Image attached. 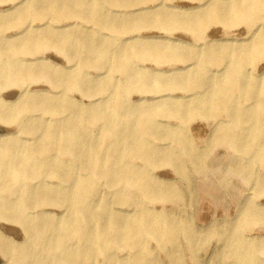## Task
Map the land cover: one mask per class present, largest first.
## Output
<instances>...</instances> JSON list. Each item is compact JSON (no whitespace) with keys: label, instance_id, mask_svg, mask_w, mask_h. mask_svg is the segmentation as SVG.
Here are the masks:
<instances>
[{"label":"bare ground","instance_id":"bare-ground-1","mask_svg":"<svg viewBox=\"0 0 264 264\" xmlns=\"http://www.w3.org/2000/svg\"><path fill=\"white\" fill-rule=\"evenodd\" d=\"M109 1L116 3L114 0ZM138 1L141 3L150 0ZM10 2L15 5L11 9L25 6L21 13H16L18 18L21 17L18 22L33 17L43 18L51 14L54 18L68 17L74 20L90 21L98 29L88 33L84 30L85 28L79 26L81 30L72 33L64 32V29L62 32L36 33L34 29L26 28L19 34H12L9 45L2 48L3 51L0 52L11 58L6 62L0 55V87L13 84L23 86L26 81L33 79V73H40V69L37 67L33 70V61L22 58L21 54L31 51L34 46L35 48L52 46L66 55L67 53L75 55L78 61H81H79L81 65L77 66L73 72L66 71L57 75L56 82L59 86L68 90L74 86L80 88L83 84L86 86L83 87V91L89 94L94 91V86L101 85L104 90H108L109 94L108 99L102 103L86 108L77 105L79 103H72L67 95L56 100L44 95L35 96L38 101L33 106L31 101L35 97L24 90L19 95L18 104L21 106L17 109H12L14 103L0 102V107L5 108V112L0 114V122L19 120L21 128L28 126V122L19 117L25 109L36 107L41 111L65 114L61 118L50 121L39 120L36 123L38 127L36 129L40 131L38 137L41 139L36 142V146L33 144L26 146L15 140L0 145L2 168L7 161H10L8 169L7 163L4 166V172L0 167V181L5 192L7 187L15 192L17 182L21 183L24 180L36 182L35 184L27 183L19 188V200L7 198V196L0 198V216L20 226L24 234V239L16 242L11 236L0 231L2 261L0 264H31L30 261L34 258L36 260L32 264H98L97 261L100 258L102 261L99 264H156L154 251L148 246V240H157L162 249L171 246L172 254L175 255L178 245L174 238L179 232L187 234L191 249L195 251L197 242L192 235L200 232L198 228H186L182 223H176L174 219L163 214L154 218L150 217L149 220H146L143 215L127 218L113 211L114 207L110 200L99 201L100 199L96 198L98 194L96 178L100 177H104L108 184L121 186L114 193L117 202L123 201L129 194L128 186H124L125 182L131 183V188L147 199L168 197V194L163 191L162 184L153 182L145 169L135 167L132 158L140 157L150 161L163 159V156H159V152L152 147L150 141L151 137H156L160 133L155 117L160 110L165 109L168 114L177 115L181 119L187 118L189 106L187 103L170 105L171 102L166 104L162 102L152 107L128 105L124 98L127 89H145L148 86L146 80L155 79L154 76L137 70L132 65L134 59L143 57L146 50L157 52V48L153 45L135 47L124 41L113 53L108 48L114 47V43L103 47V41L99 39V33L108 21L125 30H134L130 29L128 24H132L131 28L139 27L143 20L129 17L130 12L120 18L110 17L111 15L103 9L102 3L105 2L103 0H45L44 2L10 0ZM163 2V0H157L149 6L152 8L143 7L147 8L150 14L156 15V26H163L162 28L166 30L189 28L188 30L192 31L194 37L198 39L202 36V28L207 20L218 18L230 24L232 21L254 22L264 16V0L235 2L203 0L206 7L209 5V9L202 10V7L198 8V6L192 9L185 8L187 15L177 14V11L170 12L166 7L155 8L158 5H164L161 4ZM60 6L66 7L61 9ZM169 8L171 9L170 5ZM191 10L192 12L188 14ZM2 16L3 13L0 12V30L7 23ZM25 34L24 39L17 42L16 37ZM168 37L165 36V39ZM251 38L252 41L248 47L241 50L231 48L229 45L217 48L207 43H202L205 46V50H202V44L198 43L193 45L195 48L184 49L186 51L183 50L182 53L175 47V52L171 53L190 64L186 68L188 75L182 77L184 83L181 85L188 89L197 86L207 89L195 98L192 105L194 108L191 111L204 110L212 116L224 113L234 119L226 131L222 134L221 132L213 134L210 140L226 143L240 154L248 156L251 160L249 165L245 164L240 168V172L247 178L252 174V163L258 160L264 163V84L252 80L245 68V65L253 58L264 57V24L254 31ZM171 41L174 43L172 38ZM215 58L225 59L229 63L225 78L220 82L201 74L207 64L214 63ZM104 64L122 71L123 81L114 82L108 77L104 81L96 82L84 73L85 67H100ZM193 65H197L198 68L193 73H189ZM175 74L177 73H171V75ZM164 83L168 86L176 85V83ZM235 95H241L251 101V106L236 108V104L234 105L236 102L232 98ZM49 102L54 104L50 106ZM92 119L102 120L99 127L101 138H113L112 146H102L98 140L91 139L85 134L87 123ZM57 151L72 156L71 164L60 162L55 156ZM42 155L43 158H40ZM110 156H113L115 162L109 163ZM187 156L197 165H201L202 152L189 143L183 150L175 154H167L164 161L174 164L180 170L185 165ZM81 159L87 162L86 174L81 173L83 170L81 172L76 170ZM41 167H48L50 171L41 172ZM6 176H10L11 181ZM43 176L58 178V185L48 184L41 178ZM252 181L258 183L260 179L252 178ZM261 182H264V178ZM52 205H57L60 211L53 213L43 210L44 207ZM147 211L148 209L144 212ZM238 218L229 227L224 224L220 226L224 244L217 255L221 264H225V261H228V264H264V262H256L252 257L254 250H258L259 244L256 241L259 240L251 242L243 234L246 228L252 229L257 224L264 223V213L254 209H241ZM179 224L181 225L178 226ZM261 240H264V237ZM31 242L38 247V250L31 246ZM261 243L264 245V241ZM164 251L166 255H171L169 249Z\"/></svg>","mask_w":264,"mask_h":264},{"label":"rangeland","instance_id":"rangeland-1","mask_svg":"<svg viewBox=\"0 0 264 264\" xmlns=\"http://www.w3.org/2000/svg\"><path fill=\"white\" fill-rule=\"evenodd\" d=\"M44 1L41 0V2ZM103 1H105L102 3L103 9L111 15L110 17L120 18L125 13L130 12L131 15L129 17L133 16L143 20V23L139 27L131 28L132 24H128L130 29L134 30H125L115 23L106 22L107 24H105L99 33L100 37L98 36L103 41V47L114 43V47H110L108 50L115 53L117 47H120V43L123 44L124 41H127L129 45L135 47L153 45L157 48V52L146 50L143 57L134 59L132 65L137 70L154 76L155 79L152 81L147 79L146 84L148 86L145 89H127L128 91L124 95V98L129 103L128 105L152 107L162 102L164 104L171 102L172 104L170 105L187 103L189 110L187 111V118L183 119L177 115L168 114V111L165 109L160 110V113L156 115L155 120L160 127V133L156 137H151L150 141L152 147L159 152V156H163V159L150 161L140 157L132 158L135 167L145 169L153 182L162 184L163 191L168 194L166 199H147L141 193L132 189L131 183L125 182L124 186H128L129 194L125 196L123 201L117 202L114 193L121 186L108 184L104 177L96 178L98 192L96 198H99V201L110 200L111 205L114 207L113 211L119 212L127 218L143 215L146 220H149L150 217L154 218L163 214L174 219L176 223H182L186 228H198L200 230L199 233L192 235L197 242L195 251H192V246L189 244L188 236L185 232L176 234L174 239L178 245V251L175 255L172 254L173 249L171 246H166L162 249L157 240H148V246L154 251L156 264H221L219 255H217V252L224 244L222 238L224 236L220 234V226L224 224V226L229 227L235 223L241 209H254L259 213H264V182H261L264 178V163L259 160L252 163V174L247 178V176L240 172V168L245 164L249 165L251 160H249L248 156L240 154V152L226 143L210 140L213 134L219 132L222 134L226 131L234 119L226 116L224 113L212 116L204 110L191 111L194 108L192 105L195 98L206 92L207 89L206 87L198 86L188 89L181 85V83H184L182 77L188 75L186 68L190 64L188 61L184 62L181 60L182 58L175 57L171 53L175 52V47L182 53L184 49L195 48L193 45L198 43H207L217 48L229 45L231 48L241 50L248 47L250 41H252L251 36L254 31L264 24V16L254 22L232 21L230 24H226L218 18L207 20L202 28V36L198 39L194 37L192 31L188 30L189 28L166 30L162 28L163 26H156V15L150 14L147 8L157 0L141 3L138 0H114L116 3L109 0ZM163 1L161 4H166L167 6L158 5L155 8L162 9L166 7L170 12L177 11V14L182 13L183 15H187L185 8L192 9L196 6L198 8L202 7V10L210 8L208 7L209 5L205 6L206 4H204L203 0ZM222 1L235 2L238 0ZM14 6L10 0H0V12L3 13L2 17L7 20V23L0 30V52L3 51L2 48L9 45L8 43L11 41L12 34H19L20 31H24L26 28L34 29L36 33L46 31L62 32L63 29L64 32L72 33L81 30L79 26L85 28L84 30H87L88 33H91L93 29H98L90 21L74 20V18L68 17L54 18L51 14L43 18H29L22 22L20 21V23L18 21L21 17L18 18L16 13H21L25 9V6L11 9ZM65 7L60 6L61 9ZM191 12L192 10L188 14ZM25 36L26 34L17 36V42L23 40ZM160 36H163V38H159ZM165 36H169L168 39H165ZM171 38L174 43H172ZM143 43L144 45H141ZM203 44L202 50H205ZM0 55L6 62L11 59L5 53H1ZM21 57L33 61V70L38 67L40 73H33V79L26 81L23 86L13 84L0 87V102L7 104L14 103L12 107L14 110L21 106V104H18V100L22 90L26 93H32V97L44 95L49 98L53 97V100L57 98L61 99L63 95H67L72 103H79L77 105L83 108L90 107L96 103H102L108 99L109 92L108 90H104L101 85L94 86V91L87 94L83 91V87H86L83 84L80 88L74 86L68 90L57 84L56 77L59 73L66 71L73 72L77 66L81 65V61L79 60V62L75 55L68 53L66 55L52 46L45 48H35L34 46L31 51L21 54ZM191 62L194 61L191 60ZM213 62L212 64H207L201 74L220 82L225 78L229 63L225 59L218 60L216 58ZM197 68V65H193L188 72L193 73ZM245 68L248 71L247 75L252 80L263 82L264 84V57L253 58L251 62L245 65ZM84 69V73L96 82L104 81L108 77L112 78L114 82H121L124 79L122 71L108 64L101 65L100 67L88 66ZM172 72L177 74L171 75ZM164 82L168 84L176 83V85L171 84V86H168ZM232 98L236 102L234 103V105L236 104L235 107L239 109L246 108L252 104L251 101L246 100L241 95H235ZM37 101L35 97L31 101V104L35 106ZM52 103L54 104V102H49L50 106ZM4 112L5 108L0 107V114ZM64 115V112L52 113L45 110H37L36 107L25 109L19 117L25 120L26 123L28 122L27 127L21 128L19 120L8 123L0 122V134H4V136H0V145L6 144L10 140H15L22 142L26 146L27 144L36 146V142L41 141L40 137H38L40 131L36 129L38 128L36 123L39 120L50 121L59 117L61 118ZM101 124L102 120L92 119L87 123L85 134L91 139L98 140L102 146L110 147L114 144V139L108 137L101 138V129L99 128ZM187 143L202 152L201 165H197L188 156L185 157V165L180 170L174 164L164 161V157L167 154H175L183 150L187 146ZM55 156L60 162L64 161L67 164H71L73 159L72 156L66 153L63 154L60 151H57ZM40 158H43V155ZM108 159L109 163L115 162L113 156H110ZM9 162H6L7 169ZM86 163L85 160L81 159L80 164L76 166V170L78 172L83 170L81 173L86 174ZM4 166L2 168L0 165L2 172L5 171ZM60 168L62 169V167ZM40 171L47 172L50 171V168L41 167ZM41 178L45 179L52 186H56L59 183L58 178L49 176ZM252 178H259L260 182H254ZM7 179L10 180V176ZM27 183L35 184L36 182H29V180H24L21 183L17 182L14 188L15 192L10 191L8 187L5 192L3 184L0 181V198L7 196V198L19 200V188ZM146 209L148 211L144 212ZM38 210L42 209L38 208ZM43 210L53 213L60 211L57 205L46 206ZM0 231L7 236H11L16 242H21L24 239L21 227L13 222L6 221L3 216H0ZM243 234L251 242L259 240L256 241L259 244L257 246L258 250H254L252 257L256 262H264V245L261 243L264 241L261 240L264 237V223L257 224L252 229L250 227L246 228ZM31 246L38 250V247L32 242ZM166 249L171 251V255H166L164 251ZM35 260V258L33 261L29 259L31 264ZM101 261L102 258L98 259L97 263L99 264ZM229 261H232V259H229ZM225 264H228V261H225Z\"/></svg>","mask_w":264,"mask_h":264}]
</instances>
